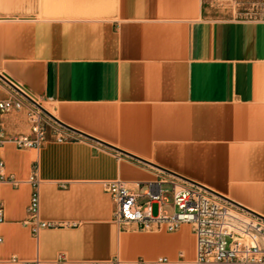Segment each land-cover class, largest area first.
I'll list each match as a JSON object with an SVG mask.
<instances>
[{"label":"crops","instance_id":"crops-1","mask_svg":"<svg viewBox=\"0 0 264 264\" xmlns=\"http://www.w3.org/2000/svg\"><path fill=\"white\" fill-rule=\"evenodd\" d=\"M0 73L76 130L19 148L24 112L0 111L1 172L20 182H0V264H197L191 225L116 222V179L141 203L161 187L155 215L186 178L264 216V19L209 17L204 0H0ZM33 175L53 224L38 235Z\"/></svg>","mask_w":264,"mask_h":264},{"label":"built area","instance_id":"built-area-1","mask_svg":"<svg viewBox=\"0 0 264 264\" xmlns=\"http://www.w3.org/2000/svg\"><path fill=\"white\" fill-rule=\"evenodd\" d=\"M12 90L20 97L14 95L10 99L0 101V111L10 112L27 107L31 124L29 134H21L14 138L19 148H41L48 141L49 134H53L58 140L74 139L65 134L59 123L15 89ZM29 96L37 100L32 93ZM3 167L4 163L0 162V182L8 181L17 186L20 182L5 177L1 172ZM31 182L33 192L28 211L34 224L33 231L38 235L41 228L53 227V224L40 220V181L33 175ZM167 183L171 184V192L174 196L172 202L174 212L155 215L153 203L164 204V190L161 187L148 190V202L141 203L124 180L104 182L106 190L112 194L116 203V222L119 225L138 224L142 227L155 224L158 229L172 232L183 224L191 225L196 240L197 264H264V216L201 185L183 180H171ZM2 218L3 206L0 205V220ZM14 261L19 264H41L39 259ZM115 264L120 262L116 261Z\"/></svg>","mask_w":264,"mask_h":264},{"label":"rangeland","instance_id":"rangeland-1","mask_svg":"<svg viewBox=\"0 0 264 264\" xmlns=\"http://www.w3.org/2000/svg\"><path fill=\"white\" fill-rule=\"evenodd\" d=\"M204 13L213 18L264 19V0H204ZM1 80L0 78V82L7 87L6 82ZM15 94L20 97L17 93ZM37 101L46 109L51 110L48 106L49 102L41 98ZM27 105L32 106L30 103H27ZM22 111L28 123L27 130L23 132H29L31 124L28 117V108L24 107ZM164 187L168 188V185H164Z\"/></svg>","mask_w":264,"mask_h":264},{"label":"water","instance_id":"water-1","mask_svg":"<svg viewBox=\"0 0 264 264\" xmlns=\"http://www.w3.org/2000/svg\"><path fill=\"white\" fill-rule=\"evenodd\" d=\"M0 78L3 80V81H5L8 85H10L13 89H15L17 92H19L21 95H23L24 97H26L29 101H31L35 106H37L41 111H43L46 115H48L49 117H51L53 120H55L57 123H59L61 126H64V127H66V128H69V129H71V130H74V131H76L75 129H73V128H71L70 126H67L66 124H64L63 122H61L55 115H53L51 112H49L47 109H45L37 100H35V99H33V98H31L29 95H31V92L29 91V90H27L26 88H24L23 86H21L17 81H15L13 78H11L10 76H8L7 74H1L0 73ZM29 94V95H28ZM85 135V134H84ZM87 136V135H86ZM88 137H90V136H88ZM91 138V137H90ZM112 148H114V149H116V150H118V151H120V152H123V153H125V154H127V155H129V156H131V157H133V158H135V159H137V160H139V161H141V162H144V163H147V164H151V165H154V166H156L155 164H152L151 162H149V161H147V160H144V159H142V158H140V157H137V156H135V155H133V154H129V153H126V152H124L123 150H120L119 148H116V147H114V146H111ZM156 167H159V166H156ZM161 168V167H160ZM161 169H163V168H161ZM165 171H168V170H165ZM183 179H185V180H187V181H189L190 183H193V184H196V185H199V184H197V183H195V182H193V181H191V180H188V179H186V178H183ZM203 187H205V186H203ZM206 188V187H205ZM208 190H210L209 188H207ZM210 191H212V192H214L213 190H210ZM214 193H216V194H218V195H220V196H222L221 194H219V193H217V192H214ZM222 197H224V196H222ZM230 201H232V200H230ZM233 202V201H232ZM235 203V202H234ZM237 204V203H236ZM239 205V204H238ZM243 207V206H242Z\"/></svg>","mask_w":264,"mask_h":264},{"label":"bare ground","instance_id":"bare-ground-1","mask_svg":"<svg viewBox=\"0 0 264 264\" xmlns=\"http://www.w3.org/2000/svg\"><path fill=\"white\" fill-rule=\"evenodd\" d=\"M45 108V107H44ZM46 109V108H45ZM47 110H49L48 108H47ZM50 111V110H49Z\"/></svg>","mask_w":264,"mask_h":264}]
</instances>
